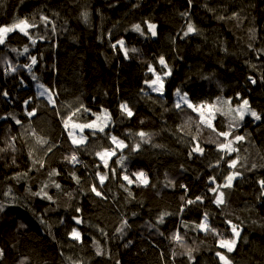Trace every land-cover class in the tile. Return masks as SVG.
<instances>
[{"label": "trees", "instance_id": "1", "mask_svg": "<svg viewBox=\"0 0 264 264\" xmlns=\"http://www.w3.org/2000/svg\"><path fill=\"white\" fill-rule=\"evenodd\" d=\"M20 20L36 26L0 44V264H264V0H0V27ZM161 57L164 94H147ZM177 92L196 106L247 100L261 119L214 107L209 127ZM106 109L107 127L75 145L68 118Z\"/></svg>", "mask_w": 264, "mask_h": 264}, {"label": "snow or ice", "instance_id": "2", "mask_svg": "<svg viewBox=\"0 0 264 264\" xmlns=\"http://www.w3.org/2000/svg\"><path fill=\"white\" fill-rule=\"evenodd\" d=\"M189 2H191V0H189ZM185 15H187V13H185ZM44 19H46V18H44ZM35 26L36 25L29 24L27 20H20L18 23L13 24L11 27H0V44H3L4 43L5 34L6 33L11 32V31H13L15 29H19L21 32L24 33V35L27 36V35H29V32L27 31V29H29L31 27H35ZM134 28H135V31L141 32L140 25H135ZM148 29H149V31H151V33H152L153 36L156 35V31H155L156 25L149 24L148 25ZM195 31H196V29H195L194 25L191 24V23H189L188 26H187V31L185 32V35H187L188 33L195 32ZM118 43H119V45H120L121 48L124 47V43L125 42L123 40L118 41ZM113 47L115 48L116 45H113ZM25 51H27V48H25ZM131 51L135 52L136 49H132ZM124 54H125V56H127V54H128V50L127 49H125ZM32 62L33 63L36 62L35 57L32 58ZM160 64L161 65H164L165 67H167V65H166L165 60H164L163 57L160 58ZM170 72H171V70L169 69L168 72L165 73V75H169ZM158 82H159V87L155 88L154 90L161 91L163 89V81H162V79H161V77L159 75L156 76V79L155 80L151 81V84L152 85H156ZM253 83H255V81H253ZM45 91H47V90H45ZM41 95H44V93H41ZM177 95H179V92H177ZM181 99L184 101V103L188 104V106L191 107L194 111H200V109L203 108V105L196 106V105L190 103L188 101L186 95L185 96H182ZM247 105H248V101L247 100H244L243 101V104L240 107H238V108L235 109V111L239 114V118L242 120L244 118L245 114L247 113V114H250L252 117H254L257 120L261 119V117L255 111H252L250 108L245 107ZM176 107H180V104L177 103ZM121 108H122L123 111L127 112V114L129 116L132 115V112H131V110H129L127 108V105H121ZM34 114H35L34 112H30L29 113V115H34ZM68 119L71 120V117H69ZM17 123H19V121H17ZM94 126H95L94 123H89V124H76V123H73L72 124V127L73 128H80L81 130L83 128H85V127L91 128V127H94ZM65 127H68V122L67 121L65 122ZM99 130L100 131H103V127H101ZM69 135L71 136V135H73V133L70 132ZM139 135L141 137H144L146 134L143 133V132H141V133H139ZM219 135L224 136V137L227 138L230 135V133L229 132H220ZM82 139H84V138H82ZM243 139H244V137H242V136H236L235 137V140L236 141H241ZM112 140H113V143L117 144L118 147H123L124 146L123 141L117 140L116 137H112ZM73 143H77V141H76L75 138H73ZM229 143H231V142H229ZM219 147L221 149H229V144H221ZM229 150L230 151H234L235 149H229ZM193 151L202 152L203 149H201V148H199L197 146V147H195L193 149ZM112 154H114V150H106L104 153H97V155H99L101 157V159H104L105 155H109L110 156ZM70 159H71L72 162H77L76 161V157L74 155ZM235 164H236V161H233L230 166L231 167H235ZM105 165H107V161H105ZM135 175H137V179L143 178V181H142L143 183H145V184L148 183L147 178H146V176H145V174L143 172L138 173V174H135ZM105 179H106L105 176H100V182L101 183H103ZM124 179L125 180H128L129 183H132L133 182L127 176H125ZM232 179H233V175H229L226 178V184L224 186L225 187L230 186ZM260 183H261L262 187H264V181H260ZM56 187L59 188L60 185L57 184ZM92 190L94 192H96V195H98V196L101 195V193L99 191H97L95 187H93ZM213 191H215V190H213ZM36 195H40V193H36ZM45 195H46V193H45ZM223 196H224V193L221 192L219 194V197L217 198V203H223ZM48 198L51 199V197H48ZM197 199H199V197ZM189 203H192V201H189ZM162 219L163 218H161V220ZM77 223H80V221L78 219H77ZM199 227L201 229L207 230L206 223L199 225ZM212 231H215V229H212ZM231 231L234 234V237H239V231H238V228H237L236 225H232L231 226ZM72 237L74 239L79 240L80 239V233L74 229L73 232H72ZM219 244H220V247H223V248L227 249L228 252H231V251H233V249L235 247L236 239L235 238L234 239H221L219 241ZM0 255H2V250H0ZM217 255L220 256L221 260H224L225 261V264H229V262L226 260V258H225L224 255H221L220 253H217Z\"/></svg>", "mask_w": 264, "mask_h": 264}, {"label": "rangeland", "instance_id": "3", "mask_svg": "<svg viewBox=\"0 0 264 264\" xmlns=\"http://www.w3.org/2000/svg\"><path fill=\"white\" fill-rule=\"evenodd\" d=\"M11 27V26H10ZM19 29H15L11 32H14V31H17ZM28 31V29H27ZM11 32H8L5 34V38L7 37V34L11 33ZM5 41V40H4ZM119 45V44H118ZM124 49V47L122 48ZM151 74L154 76V80L156 79V76L159 75L157 74L155 71H153V69L151 68L150 70ZM163 81V89L161 91H156L154 90L155 88L159 87V82L156 84V85H152L151 83L148 84L150 90L154 93H157L158 95L159 94H164V88H165V85H164V82H165V79L169 77V75H159ZM36 90L39 91L38 94L42 97L44 96L46 99H48L50 102L53 103V99H54V94L53 92L49 91L43 84L41 85H37L36 87ZM47 90V91H45ZM41 93H44V95H41ZM182 96H185L183 93H179V95H177V93L175 94V102H176V105L177 103L180 104V107H183V106H188V104L184 103V101L181 99ZM187 96V95H186ZM187 99H188V96H187ZM189 101V99H188ZM190 102V101H189ZM191 103V102H190ZM210 106H214L216 108H218L220 111L226 109L228 110L230 108L231 111L235 112V114L239 115L235 109L233 110L231 108V106L227 105V104H222L221 101L220 102H217V103H213L212 104H206L203 108L200 109V111H196L200 118H201V122L206 124L207 126L209 127H213V121L216 119V117H218L217 115L219 114H215L216 111H213V109L210 107ZM189 107V106H188ZM246 107V106H245ZM191 108V107H190ZM213 112V113H212ZM247 114V113H246ZM68 122V132L70 133H73V135H71V140L73 142V138L76 139L77 143H74L75 145H78V146H82V145H85L87 143V132H97V131H100L99 129L101 127H103V130L107 127V125L111 122L110 120V114H109V111H103L101 113H98L94 116L93 120L90 122V123H94V127H85L83 128L82 130L80 128H73L72 127V124L73 123H76V124H81V123H78L77 121H67ZM89 124V123H87ZM84 138V139H82ZM113 141V140H112ZM120 141V140H119ZM124 146L123 147H118L117 144L114 143V147L119 151V150H122L126 147L125 143L123 142ZM105 151L101 152V153H104ZM116 152L114 151V154L112 155H105L104 159H101V157L98 155L100 161L102 163L105 164V161H107V164L109 162V160H111L114 156H115ZM238 175H233V179L231 181L234 182L236 179H237ZM208 226V222L206 220L203 221V224H205ZM204 230V229H202ZM239 231V230H238ZM232 232V231H231ZM233 234V233H232ZM241 234V231H239V236ZM236 239V244H237V240L239 237H234V234H233V238L232 239ZM235 244V246H236ZM223 248V247H222ZM235 248V247H234ZM225 251H227V249L223 248ZM228 252V251H227ZM227 260V259H226ZM223 264H225V261L224 260H221ZM228 261V260H227Z\"/></svg>", "mask_w": 264, "mask_h": 264}, {"label": "bare ground", "instance_id": "4", "mask_svg": "<svg viewBox=\"0 0 264 264\" xmlns=\"http://www.w3.org/2000/svg\"><path fill=\"white\" fill-rule=\"evenodd\" d=\"M187 29V28H186ZM187 31V30H186ZM189 34V33H188ZM187 34V35H188ZM116 44H118V42L116 43ZM125 49H127L126 48V46L124 45V49H122L121 48V52H122V54L124 55V57L126 58V59H129V54H127V56H125V54H124V52H125ZM165 60V59H164ZM158 62H159V64H160V58H159V60H158ZM166 63V62H165ZM161 65V64H160ZM167 65V64H166ZM9 66H11L12 68H14V69H17V66L16 65H14L13 63H10L9 64ZM162 67H164L165 68V70L168 72V70H169V67H168V65H167V67H165L164 65H161ZM151 68L154 70V66H151ZM6 71L8 70V69H5ZM154 80V76L152 77V79L151 80H148V82H146L145 83V86L147 87V91L145 92V93H151V94H157V93H154V92H152L151 90H150V88H149V86H148V84L149 83H151V81H153ZM165 83V82H164ZM37 87V86H36ZM39 92V91H38ZM40 96V95H39ZM41 97V96H40ZM42 97H44V96H42ZM41 97V98H42ZM45 98V97H44ZM48 100V99H47ZM49 101V100H48ZM54 102V101H53ZM52 103V102H51ZM203 105V107L206 105V103H203L202 104ZM212 109H213V111H216L215 110V108H214V106H210ZM107 110V109H106ZM106 110H103V111H106ZM228 110H230V108L228 109ZM102 111V112H103ZM196 112V111H195ZM213 113V112H212ZM196 114L199 116V114L196 112ZM215 114L217 115V111L215 112ZM220 114V113H219Z\"/></svg>", "mask_w": 264, "mask_h": 264}]
</instances>
